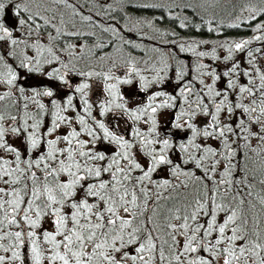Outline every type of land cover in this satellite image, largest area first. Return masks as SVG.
<instances>
[{
	"label": "snow or ice",
	"instance_id": "6c2138e0",
	"mask_svg": "<svg viewBox=\"0 0 264 264\" xmlns=\"http://www.w3.org/2000/svg\"><path fill=\"white\" fill-rule=\"evenodd\" d=\"M83 4L0 0V264H264V217L249 215L264 211V48L225 42L221 57L170 41L227 66L198 62L188 78L164 45L129 54L118 72L115 58L93 51L113 43L96 42V30L121 48L141 44L101 22L113 19L105 4L94 6L104 15ZM243 13L247 24L264 6ZM255 30L264 39V21ZM245 49L242 68L233 53ZM96 58L104 63L78 66Z\"/></svg>",
	"mask_w": 264,
	"mask_h": 264
},
{
	"label": "rangeland",
	"instance_id": "374dc122",
	"mask_svg": "<svg viewBox=\"0 0 264 264\" xmlns=\"http://www.w3.org/2000/svg\"><path fill=\"white\" fill-rule=\"evenodd\" d=\"M78 0H73V2ZM82 1V0H79ZM123 1V0H122ZM72 2V0H70ZM93 2V3H92ZM131 3L137 4L142 6L147 4L149 7H154L164 11V15L167 18H176L177 22H184L187 26L190 24H194L196 29L198 26H203L202 28L207 32L209 35L207 36H197V35H190V36H180L177 37L175 31L168 30L167 28H160L156 24L155 16H146V15H134L128 13L125 9V6L122 2H117V0H89L88 3L83 4L84 14H93L94 12H101V15H104V12L99 7H94L99 4H105L106 8H109V15L113 17L111 21L107 20L106 18L101 20L106 26L111 23L115 24L117 27L122 28L123 35L126 37L131 38L135 43L141 44V48L129 49V48H121V41L119 37L113 36L112 33H102L99 29L96 30V42L100 40L105 41L106 43L109 40H112L108 47L103 49H96L93 48V51L98 54V56H106L111 55L115 58L120 65L118 72L123 71V66L125 63V58L131 54L135 59L146 58L147 56L158 55L157 53H153L150 50L153 47H158L159 45L165 44L170 41H174L176 44L182 42H195L199 46L197 47V51H208L211 52L213 48L216 49V54L218 56H225L227 55V51L221 47L225 42H239L243 39H248L251 41L248 48L255 49L257 47L264 48V39L257 41L254 40L253 37L255 35H260L259 32L255 30V25L264 21V16L259 17L256 21H251L250 23H242V21L247 19V13H243V8L248 6H264V0H130ZM135 2V3H134ZM144 2V3H139ZM92 5L94 6H91ZM52 7H56L52 5ZM96 8L95 10L93 9ZM94 10V12H92ZM67 17L71 16V12L68 9H61ZM124 17V18H122ZM99 19V17H96ZM130 18V19H127ZM161 19V18H159ZM140 23H137V21ZM211 21L212 23H207ZM147 22H152L151 27L147 26ZM233 24H240L239 29L244 30L245 34L240 36H230L224 33L223 27H231ZM186 26V27H187ZM131 29V31H129ZM213 29V30H209ZM72 29L65 28L64 31H71ZM77 31L90 33L93 30L85 24L80 23L79 21L76 22V29ZM159 30V31H157ZM144 33V39L140 38V33ZM175 33V36H161L159 33ZM200 41H204V43H200ZM69 42L75 43L76 40L73 37L69 39ZM119 49V51H118ZM179 50L178 48H176ZM248 49H245L242 52H235L233 53L234 59L239 60L241 67H247L245 64V53ZM188 57L187 63H185L188 67L187 70L189 72L190 78L192 75H195L194 69L198 62L209 64L211 67L216 68L219 67V70H223L227 65H225L222 61L214 60L212 57H204L198 58L194 53L191 52H182ZM176 57V56H175ZM176 61H181L180 59L176 58ZM258 62L261 66H264V59H260L258 56ZM86 63H91L92 65H100L103 64L104 61L96 59H91L90 61H81L78 65L79 67H85ZM170 63H175V61H170ZM170 76L174 75L173 73H169ZM37 79H42L38 77ZM78 79L77 77L73 76V80ZM245 82V78H241V83ZM99 81H95L93 83V89L90 90L91 99L96 100L99 98ZM222 83V82H221ZM220 86V85H218ZM164 87L168 91H173L175 85L172 83H166ZM171 114L168 113L164 116V120H170ZM203 119V118H201ZM184 135L183 133H180ZM17 144H20V141H14ZM255 144V141H253ZM22 147V145H21ZM165 175V173H162ZM45 227H51L50 221L45 225Z\"/></svg>",
	"mask_w": 264,
	"mask_h": 264
},
{
	"label": "trees",
	"instance_id": "16d2710c",
	"mask_svg": "<svg viewBox=\"0 0 264 264\" xmlns=\"http://www.w3.org/2000/svg\"><path fill=\"white\" fill-rule=\"evenodd\" d=\"M72 2H73V0H72ZM75 2L78 3V4H81L83 2V0L82 1L78 0V1H75ZM117 2H122L124 4V6H125V9L128 11V13H131V14H134V15L155 16L156 19H157L156 21H158V24H156L158 27L167 28L168 30L175 31V33H176L178 38L180 36H190V35H197V36H200V37L209 35L202 28L203 26H199L200 27L199 30L196 29L194 24H190V25H188L185 28L179 27L180 23L177 22L176 18H167L166 15H164V13H163L164 11H162L160 9H157V8H154V7L145 8V7L139 6L137 4H135V5H137V7L130 8L122 0H117ZM92 3H91V6H94V5H92ZM139 3H144V2H139ZM93 9L95 10L96 8L93 7ZM94 10H92V12H94ZM159 18H161V19H159ZM223 29L225 30L224 33L228 34L230 36H240V35L245 34L244 33L245 31L242 30V29H239L238 27H223ZM164 45H168V50L172 51L175 54L177 59H180L181 61L187 63L188 57L185 56L184 54L180 53L179 50H177L175 47H173L170 42H167V43L159 45V46L162 47ZM45 102H47V101H45ZM249 165L256 172L257 178L259 179V176H260L259 169L261 167L260 158L256 157V156H253L252 160L249 161ZM162 173L163 172L158 173L157 177L163 176ZM254 192L257 193V194L261 193V186L259 184H257L255 186ZM249 215L252 216L253 218H255L258 215L261 216V217H264V211H262L260 205L257 204V206L254 209H251L249 211Z\"/></svg>",
	"mask_w": 264,
	"mask_h": 264
}]
</instances>
